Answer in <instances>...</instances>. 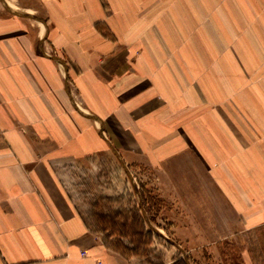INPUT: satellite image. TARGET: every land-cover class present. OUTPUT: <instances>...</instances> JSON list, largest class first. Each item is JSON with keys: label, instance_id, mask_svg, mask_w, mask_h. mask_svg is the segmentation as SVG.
I'll use <instances>...</instances> for the list:
<instances>
[{"label": "crops", "instance_id": "obj_1", "mask_svg": "<svg viewBox=\"0 0 264 264\" xmlns=\"http://www.w3.org/2000/svg\"><path fill=\"white\" fill-rule=\"evenodd\" d=\"M110 149L260 264L264 0H0V264H126L59 170Z\"/></svg>", "mask_w": 264, "mask_h": 264}, {"label": "rangeland", "instance_id": "obj_2", "mask_svg": "<svg viewBox=\"0 0 264 264\" xmlns=\"http://www.w3.org/2000/svg\"><path fill=\"white\" fill-rule=\"evenodd\" d=\"M93 158L62 162V187L90 228L126 264L244 263L251 243L201 241V226L183 224L190 221L188 211L162 192L165 179L161 184L148 163H121L111 149L109 156ZM254 251L264 264L259 248Z\"/></svg>", "mask_w": 264, "mask_h": 264}, {"label": "water", "instance_id": "obj_3", "mask_svg": "<svg viewBox=\"0 0 264 264\" xmlns=\"http://www.w3.org/2000/svg\"><path fill=\"white\" fill-rule=\"evenodd\" d=\"M35 19H38V20H40V21H42V19H40V18H38V17H34ZM121 161V160H120ZM121 163H123V162H121Z\"/></svg>", "mask_w": 264, "mask_h": 264}]
</instances>
